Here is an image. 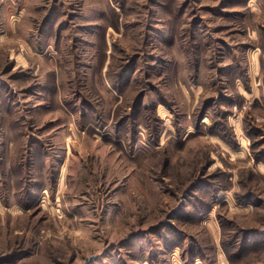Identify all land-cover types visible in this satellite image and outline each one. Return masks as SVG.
<instances>
[{"label":"rangeland","instance_id":"1","mask_svg":"<svg viewBox=\"0 0 264 264\" xmlns=\"http://www.w3.org/2000/svg\"><path fill=\"white\" fill-rule=\"evenodd\" d=\"M0 264H264V0H0Z\"/></svg>","mask_w":264,"mask_h":264}]
</instances>
